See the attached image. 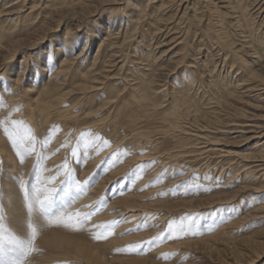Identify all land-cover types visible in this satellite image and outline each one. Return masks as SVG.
I'll use <instances>...</instances> for the list:
<instances>
[{
  "label": "bare ground",
  "instance_id": "obj_1",
  "mask_svg": "<svg viewBox=\"0 0 264 264\" xmlns=\"http://www.w3.org/2000/svg\"><path fill=\"white\" fill-rule=\"evenodd\" d=\"M14 1L18 0H0V26L2 25L0 27V80L13 85L10 89L6 85L4 90H0V157L4 161L0 185L6 192L16 193L17 189L8 182L7 177H14L19 172L24 181L28 182L37 164L35 155L27 157L22 167L18 164V157L3 132V128L7 126L3 123L5 117L23 122L19 125L18 130L23 133L25 128H30L38 140L46 137L49 130L56 127L58 131L48 146L41 148L37 144V151L45 157L43 165L47 171L44 172L43 178L56 176V169L67 159L81 182L100 177L98 183L79 198L71 210L89 211L91 209L86 206H95L101 200H106V206L92 218L91 223L107 224L123 219V222L115 228L114 234L105 241H94L91 233L87 231L77 232L50 227L37 238L44 250H40L38 247V251L33 255L40 252V264H71L72 262H78L77 264H160L158 262L167 260L161 257L167 256L169 259L173 256H181L186 250L185 246H188L184 239L161 241L153 251L144 255H138L135 252L127 251V249L143 241L154 240L165 233L167 229L165 226L168 225L164 226V220L161 217L158 218L156 213L176 209V211L185 213V216L191 214L196 208L206 211V209L217 205L226 204L237 194L174 201L178 197L177 193L182 194L181 197L184 194L182 190L176 192L177 187L189 183L192 177L198 173H192L189 170L191 168L183 169L182 167L181 170L178 164L173 165L174 161L181 159L185 154L182 146L178 147L176 152L161 153L157 146L152 144L151 135L153 133L145 131L142 126L139 127L137 115L128 114V110L123 108L129 105L122 104V95L116 90L115 85L123 83L125 90L128 89L132 92L133 99H136L135 101L140 106L151 100L152 96L156 98V96L165 93L163 96L165 98L167 84H170L166 81L167 77L171 72V75L175 72L177 75V72H180L176 66L170 67L175 58L174 51L177 47L172 45L181 40L182 30L179 27L169 30L168 25L163 27L161 24L158 26L152 22L151 25L156 24V28L155 31L151 32L150 30L149 32L155 39L160 34L163 35L162 30L165 34H168V31L174 32L170 36L164 35L165 39L156 42L155 48L150 43L148 47L151 48V51H148L146 56L142 55L136 59L132 52L126 51L127 33L131 25L137 28V25H142L146 20L151 21L156 3H161L157 12L166 7L172 9L175 7L174 15H177V18L180 15V21L184 17H190L191 13L194 19H203L206 14H212L213 10H217L219 13L215 14L217 16L215 19H217L220 31L226 30L227 32L224 18L229 15L233 16L234 27L241 28V31L238 34L240 44H232L236 45V52H245L244 56L248 58L244 63L248 67V72L245 73L247 77H242V80L238 79L236 88L245 89V92H255L262 97L264 96V78L260 72L264 73V51L253 42L247 30L248 19L244 3H248L251 11L255 10L252 14V17L255 16V18H250L258 19L259 25L264 29V0H248V2L247 0H228L227 2L216 0L218 4L216 3L213 10L212 8L208 10L204 6L201 9L202 7L199 6L205 4L203 0H145L143 5L138 3L139 0H124V3L120 4L124 5V11L121 14L111 13L102 25L98 24V20L96 21L95 18L106 5L118 3L116 0H46L47 3L43 8L45 15L41 16L40 11L37 16L34 15L35 12L32 16H28L32 25L35 23L34 20L37 21L41 16L38 23L42 24L34 29L33 39L5 44L7 38L14 37L16 27L20 26V23H29L22 20L21 14L24 12L20 11L31 10L33 12L42 7L41 5L38 8L39 0H25L19 4H13ZM92 6L100 11L90 13ZM80 15L82 18L79 17ZM76 19L82 20L84 23ZM5 22L7 25H3ZM68 23L70 24L68 25ZM86 23L89 24L86 25ZM118 24H120V30L113 31L112 28ZM124 24L127 30L123 34L124 28L121 29V26ZM229 24L231 23L229 22ZM66 27H68L66 32L59 36L60 30ZM105 31L104 40L99 42L97 51L92 56L93 45ZM157 31L158 34H156ZM226 32L224 34H227ZM82 39L84 46L79 48L83 44L81 43ZM263 39L262 37L261 40ZM220 41L223 40L218 39L217 42ZM78 49L80 50L77 51ZM157 49L159 51L155 54ZM24 52L25 56L22 54ZM20 54L24 58L17 65L15 58L21 56ZM45 54L49 57L63 56L54 72L43 66ZM198 59L189 69H195L199 73L200 69L206 65L202 59ZM51 62L50 59L49 63L51 64ZM141 66L144 67L140 68ZM233 66H231V70ZM131 70L136 73L137 79H130ZM34 72L35 76H33ZM192 72L187 70L182 73L181 85L183 88L188 86V91L202 90L205 86L207 90L205 89L206 92L202 90L203 98L207 97L205 94L211 91L213 97L206 102L205 106L215 109L225 100L230 99L231 94H227L226 89L222 88L219 83L218 87L217 84L209 86L191 83ZM238 75L240 76L241 73ZM177 78V76L173 78L177 97L174 102H168L166 106L169 108L163 113V122L169 124L163 134L172 137H178L176 134L191 136L186 134L191 131L196 132L195 136L191 137H195L198 141H211L204 134H200L206 132V127L197 125L190 118L192 116V111H189L190 107L183 108V105L191 101L187 99V89L178 93L180 88ZM258 78L259 80L255 82ZM135 80L139 82L135 83ZM198 87L199 89H197ZM194 93L198 95L200 92ZM158 98L160 99V97ZM150 106H157V104L153 102ZM182 108L183 110H181ZM86 110L91 111L94 116L86 115L84 117L83 114ZM167 111L169 112L167 113ZM102 114L106 115L104 119L99 118ZM130 115L133 117L131 118ZM184 124L190 127H187L189 131L183 130L185 129L183 128ZM247 127H249V131L235 130L236 132L232 133L250 135L248 140L264 138V126ZM86 133H91L93 138L96 135L101 136L109 141L110 146L103 150L85 149L82 135ZM78 145L81 160L79 164L74 162L71 156L73 149H76ZM252 149L254 150L253 154L245 156L240 162L242 170L239 175L243 176L241 179L244 181H252L254 178L249 166L253 165L252 168L256 169L264 167V142L256 144ZM125 151L128 152L127 156H118L116 161L109 160V157L114 154ZM151 151L155 152L153 157L150 154ZM199 151H202L201 148ZM105 162L113 167L105 171L107 168ZM141 165H147V167L141 169L133 179L134 170ZM170 170L171 172H169ZM231 178L233 179L232 175ZM59 179L63 180L64 176H60ZM114 185H119L120 189L125 190L124 193L117 194L120 189L113 187ZM202 188H206V186L202 185ZM261 189L264 190V187ZM170 191L175 192V195L171 193L168 196ZM2 202L7 209L9 222H13L14 229L17 227V218L24 217L27 220V210L19 199L9 201L2 193ZM220 209L222 208L218 210ZM248 211L250 212L245 214L246 219L264 222V200H253ZM145 221L148 226L141 227ZM211 222V218L207 220L202 218V229H206ZM225 224L213 231L227 232L226 227L229 226V223ZM223 227L226 228L225 231L221 229ZM249 247L253 250L258 249V245L254 243ZM261 257H264V254L258 253L257 259Z\"/></svg>",
  "mask_w": 264,
  "mask_h": 264
},
{
  "label": "rangeland",
  "instance_id": "obj_2",
  "mask_svg": "<svg viewBox=\"0 0 264 264\" xmlns=\"http://www.w3.org/2000/svg\"><path fill=\"white\" fill-rule=\"evenodd\" d=\"M116 1L118 3L106 5L105 8H103V11H101V13L95 18L96 21L98 20V24L101 23L102 25L103 23H105L106 17L109 16L111 13L121 14L124 11V5H120L124 3V0ZM203 1L205 2V4H201L199 6L202 7L201 9H203L204 6L207 7L208 10H211V8L213 10V7H216V5L218 4L216 0ZM223 1L227 2L228 0ZM21 2L23 3L25 2V0L14 1L13 4H19ZM39 2L40 4L38 8L41 5L42 7L38 10H35L33 12L31 10H28L26 12L24 10L20 11L24 12L23 14H21L23 16L22 20L29 23H20V26L16 27L17 30L15 29L16 34H14V37L9 39L7 38V40H5L4 42L5 44L18 41L25 42L33 39L34 29L37 26H40V24H42L38 22L41 20L40 17L42 15H45L43 8L45 7L44 4L47 3L46 0H39ZM138 3L143 5L145 4V0H139ZM160 4L161 3L155 4V10L152 11L153 15L151 16V21L146 20V22H143L142 25H137V28L133 25L130 26V29L127 33L128 44L126 45V51L132 52V55L135 56L134 59L139 58V56L141 57L142 55L146 56L148 54V51H151V48L148 47L150 43L152 44L153 48H155L156 42H160L165 39L166 36L164 35L170 36L174 32L168 31V34H165L162 30L163 35L160 34L156 37L157 39H155L152 36L151 32L155 31L156 24L158 26L161 24V26L163 27L164 25H168L169 30L175 27H179L181 28L180 30H182V38L181 40L172 45L174 47H177L174 51L175 58L172 60L173 62L170 68H174L176 66L177 70L180 72H177V75H175L176 72L171 75V72L170 75L167 77L168 79L166 81L170 84H167L168 89L166 90L167 96L165 98L163 97L165 93L156 96V98L152 96L151 100H149L145 104L143 103V105L141 106L138 105L137 101H135L136 99H133L131 94L132 92L128 89L125 90L123 83H117L115 87L119 94L122 95V104L129 105L123 108L128 110V114L133 113L137 115V121L140 123L139 127L142 126L145 131L153 133L151 135L152 144H155V146H157V149L161 151V153L167 151L176 152V150L179 149L178 147L182 146V150L183 152H185V154H183L181 159L179 158L174 161V166L178 164V166L180 167L178 168L181 170L182 167L183 169L191 168L189 170L192 173H198L200 177L211 175L210 177L212 178V180L199 181L201 186L204 185L207 189H211V191H199L195 194H192L191 192L186 193L184 191L182 197V194L177 193L176 196H178L179 199L177 197V199L174 201H188V199L190 198L193 200L206 199L210 196L219 197L226 194L232 196V194L234 193H236L237 195L231 201L226 202V204L217 205L216 207H213L211 209H206V211L204 209L201 210V208H196L191 212V214L202 213L204 214V216H207V213L213 212L214 209L218 210L219 208H234V217L230 219L229 222H227V224L229 223V226L226 227L227 232L218 233V231H213L201 236H185L183 238H178L182 240L184 239V241L187 242L188 246H185L186 250L179 257L173 256L172 258H167L166 261H160L158 263L164 264L166 262L167 264H264V257L257 259L258 253L264 254V222L249 220L245 218V214L250 212L248 211V207L250 206V204L253 203V200H261L260 197L264 196V190L261 189L262 187H264V170H262L264 169V167L259 169L252 168L253 165L248 167L251 168V171L254 176L252 181H244L241 179V177L243 176L239 175V173L241 174L242 170V163H240L241 159H243L245 156H248L249 154H253L254 150L252 148H254L256 144L264 142V138L248 140L250 135L247 136L244 133H232L236 132L235 130L249 131V127L247 126H264V96L260 97L255 92H245V89L240 90L239 88H236V81H238V79L242 80V77H247L245 73L248 72V67L244 64L248 60V58L244 56L245 52L242 53L235 51L236 45L240 44V37L238 36V34L240 33L239 31H241V28L234 27V22L232 21L233 16L231 17L229 15V17L224 18V22H226L224 26H227V32L226 30L220 31L217 19H215L217 18L215 14L219 13L217 10H213L212 14H206L203 19H194L191 13L190 17H184L180 21V15L178 18L177 15H174L175 7H173V9L166 7L163 8L162 11L157 12L159 10ZM244 5L247 11L246 13L248 19L247 30L249 31L253 42L259 47V49H262V51H264V39L261 40L262 37L264 38V29L259 25L258 19L252 20L255 18V16H253L254 18L252 17V14H254L255 10L251 11V7L248 5V3H244ZM92 7L90 13H92L93 11H98L96 10L97 8ZM40 11L41 16H39L37 21L34 20L35 23L33 25L30 24L32 23V21L29 20L28 16H32L34 12V15L37 16ZM79 17L82 18V15H80ZM76 20L84 23L82 20ZM152 22L156 24L151 25ZM229 22L233 25V27L231 24H229ZM69 24L70 23H68V25ZM88 24L89 23H86V25ZM3 25H7V23L5 22ZM0 27H2V25ZM123 28L124 34V32L127 30L125 24L121 26V29ZM67 29L68 27L61 29L58 35L60 36L64 34ZM112 30L118 32L117 30H120V24H118L115 28L113 27ZM150 30L151 32H149ZM225 32L227 34H224ZM158 33L159 32L157 31L156 34ZM105 36L106 31L104 34L101 33V38L99 37L100 39H98L93 45L91 51L92 56L96 53L99 42L101 40H104L103 38ZM218 39H222L223 41H220L218 43ZM232 43H236V45H233ZM228 45L231 46L229 47ZM83 46L84 42L80 45L79 48H82ZM158 51L159 49L156 50L155 54H157ZM22 54L24 56L26 55L25 52ZM23 55L19 57L17 56L15 58V63H17V65L18 62L22 58H24ZM198 58L202 59V61H204L206 65L200 69L199 73L198 71H195V69H189L190 66L192 67L194 61L199 60ZM232 65L234 66L231 70ZM143 67L144 66H141L140 68ZM187 70L191 72L194 71L192 72L193 77L191 79V83L195 82L196 84L201 83L202 85L207 84L209 86L217 84V87L220 84L222 88L226 89L227 94H231V97L229 96L230 99L225 100L222 104H220L221 107L219 106L215 109H210L209 107L205 106L206 102L213 97V93L209 91L207 94H205V96L207 97L203 98L204 92H202V90L205 92L207 90L205 86L202 88V90L199 89V87L197 88L199 90L193 89L191 91H188V86L186 88H183V86L181 85L183 80L181 75ZM238 71L239 73H241L240 76L238 75L239 73L237 74ZM129 74L131 77L130 79L132 80L138 78L136 73L132 70ZM260 74L264 78V73L260 72ZM174 75L177 76V80H179L178 84L180 89L178 93L187 89V99L191 101L188 102V104L183 105V108L190 107L189 111H192V116L190 115V118L192 119V121L194 120L197 125L201 127H206V132H201L200 134H204L206 138L211 141H198L195 137H191L192 135L195 136L196 132L191 131L189 133H186L190 134L191 136L176 134L178 135V137H172L170 135L163 134L164 131L168 129L169 125L168 123L163 122V113L169 108V106L167 107L166 105L168 104V102H174L175 98L177 97L176 90H174V88H176L175 82L173 80V78L175 77ZM258 80L259 78L256 79L255 82H257ZM134 82L136 83L139 81L135 80ZM174 91L176 94L174 93ZM194 92L200 93L198 95H195L196 93ZM158 97H160V99ZM153 102L154 104H157V106L151 107L150 104ZM183 108L181 110H183ZM168 112L169 111H167V113ZM104 114H102L99 118L104 119L106 117V115ZM86 115L93 114L91 111L86 110L83 116L85 117ZM130 116L131 118L133 117L132 115ZM186 125L187 124L183 125V128H185L183 130L189 131L188 128L190 127ZM200 148L202 151H199ZM150 154H152L153 157L155 155V152L151 151ZM3 167L4 161L0 157V180L1 170ZM169 172H171V170ZM231 175L233 176V179L231 178ZM214 181H218V183H214ZM0 188H2L1 185ZM217 192H219V194L221 195L217 194ZM171 193L175 195V192L170 191L168 192V196H170ZM0 207L3 208V212L5 214V219L3 223L6 227L14 229L12 227L13 222H9V215L7 209L6 207H4L2 202V192H0ZM184 214L182 213V211H176V209L168 210V212L160 211L156 213L158 218L161 217L164 220V226L165 224L168 225L169 222L173 219L179 221L184 217ZM243 217L244 219L242 220ZM225 225L223 226L225 227ZM220 227L221 226H219L218 228ZM224 227L221 229L225 231L226 228ZM165 228H167V226H165ZM214 234L216 235L213 236ZM208 235H212V237H209ZM253 243L255 245H258V249L253 250L249 247ZM36 246L37 249L38 247H40V250H44L42 244L39 241H37ZM39 253L40 252L30 258V264H40Z\"/></svg>",
  "mask_w": 264,
  "mask_h": 264
},
{
  "label": "snow or ice",
  "instance_id": "obj_3",
  "mask_svg": "<svg viewBox=\"0 0 264 264\" xmlns=\"http://www.w3.org/2000/svg\"><path fill=\"white\" fill-rule=\"evenodd\" d=\"M83 43V39L81 40ZM79 51V50H77ZM51 59V64L49 63ZM63 59L61 57H49L47 54L43 57V66L50 68L53 72L57 65ZM35 76V72L33 73ZM45 79L47 77L45 76ZM13 87L6 81L0 80V90ZM6 127L3 128L10 146L13 148L18 157V164L22 167L25 159L32 155L37 157V164L32 173L31 179L25 182L21 173L17 172L14 177H7L8 182L12 183L17 189L16 193L6 192L0 188V192L9 200L19 199L26 208L28 218L19 217L16 220L17 227L15 229L8 228L3 223L5 214L3 208L0 207V264H30V258L38 251L36 241L38 236L50 227L64 228L72 231H87L91 233L94 241H105L114 234L115 228L123 222L122 220L112 221L107 224H92V218L98 214L106 206L107 201L101 200L95 206H86L91 210L84 209L71 210L79 198L98 183L100 177L95 180H86L81 182L74 170L70 167L69 161L66 159L63 164L56 169L57 175L43 178L44 172L47 171L43 165L45 157L37 151V144L41 148L48 146L54 139L58 129L53 127L49 130V134L43 139H37L30 128H25L23 133L18 130L19 125L23 122L11 120L5 117ZM83 147L85 149L95 148L103 150L109 147V141L96 135L94 138L91 133L82 135ZM79 145L73 149L71 156L74 162L81 163L79 158ZM128 152H118L109 157V160L116 161L117 157L127 156ZM107 164V162H105ZM113 165L107 164L105 171L110 170ZM147 165L138 166L133 173V179L136 174ZM182 174V173H181ZM64 176L63 180L59 177ZM210 181V176L200 177L195 175L191 182L182 186H178L176 191H185L195 194L199 191H211V189L202 188L199 181ZM218 183V181H214ZM113 187L120 189L119 185ZM124 189H120L117 194L122 195ZM167 195V194H166ZM114 198V197H113ZM264 200V196L260 197ZM235 213L234 208L213 210L205 217L204 214H187L179 221L173 219L169 222L165 233L156 237L154 240L143 241L135 246H130L127 251L135 252L138 255L148 254L161 242L169 239H178L185 236L195 237L212 232L224 223L229 222ZM212 219L206 229L202 230L201 219ZM147 222L141 227H147ZM130 234V233H128ZM171 255V254H169ZM167 259V256L161 257Z\"/></svg>",
  "mask_w": 264,
  "mask_h": 264
}]
</instances>
